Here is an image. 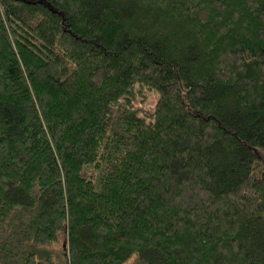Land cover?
Listing matches in <instances>:
<instances>
[{"label":"trees","instance_id":"trees-1","mask_svg":"<svg viewBox=\"0 0 264 264\" xmlns=\"http://www.w3.org/2000/svg\"><path fill=\"white\" fill-rule=\"evenodd\" d=\"M134 255L264 264V0H0V264Z\"/></svg>","mask_w":264,"mask_h":264},{"label":"rangeland","instance_id":"rangeland-1","mask_svg":"<svg viewBox=\"0 0 264 264\" xmlns=\"http://www.w3.org/2000/svg\"><path fill=\"white\" fill-rule=\"evenodd\" d=\"M158 99L159 94L155 90L144 87L136 97L134 105L140 108L143 113L150 115L154 112ZM123 264H140V260L137 255H134Z\"/></svg>","mask_w":264,"mask_h":264}]
</instances>
